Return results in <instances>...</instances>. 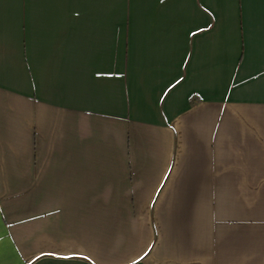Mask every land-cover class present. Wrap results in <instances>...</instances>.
<instances>
[{"label": "crops", "instance_id": "0c3cea01", "mask_svg": "<svg viewBox=\"0 0 264 264\" xmlns=\"http://www.w3.org/2000/svg\"><path fill=\"white\" fill-rule=\"evenodd\" d=\"M0 264H264V0H0Z\"/></svg>", "mask_w": 264, "mask_h": 264}]
</instances>
